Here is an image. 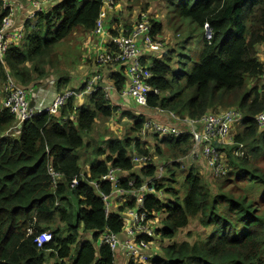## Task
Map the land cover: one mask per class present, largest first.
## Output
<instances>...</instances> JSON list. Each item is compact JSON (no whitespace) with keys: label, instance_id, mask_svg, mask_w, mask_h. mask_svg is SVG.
<instances>
[{"label":"trees","instance_id":"1","mask_svg":"<svg viewBox=\"0 0 264 264\" xmlns=\"http://www.w3.org/2000/svg\"><path fill=\"white\" fill-rule=\"evenodd\" d=\"M133 1L147 11V0ZM152 1L164 3L179 41L162 56L151 57L150 65L144 61L149 65L147 82L158 92L150 94L148 105L194 119L210 111L238 108L244 121L234 130V144L220 145L227 155L228 173L221 177L212 174L219 178L212 184L216 187H211L194 165L197 156L191 134H156L161 140L157 139L155 153L150 152L145 147L148 142L141 139L142 115L133 116L132 129L124 139L113 138L108 149H95L105 159L94 161L84 172L80 155L83 133L93 130L98 116L109 118L116 111L103 87L89 94L91 107L77 109L70 97L59 115L44 112L23 122L22 127L15 113L0 106V264H47L50 258H56L54 264H115L110 246L98 247V241L105 232L121 235L126 224L120 214L108 212L103 197L112 194L114 185L102 178L110 165L128 172L118 186L130 194L144 179L156 177L158 168L153 161L141 173L135 172V150L137 155L165 160V176L149 184L156 191L147 193L139 207L150 219L160 221L159 227H153L154 240L157 236L169 242L163 245V253H154L153 264H264V127L257 121L264 112L263 63L257 57L258 47L264 43V0ZM102 6V0H61L51 9L39 11L27 22L23 39L0 58L3 96L8 76L31 88L57 71L56 44L78 28L93 31ZM7 13L0 0V29ZM150 21L157 37L163 25ZM207 31L211 39L206 37ZM195 41H202L197 50ZM118 67L112 80L122 90L126 70ZM133 131L138 133L135 138L129 137ZM185 159L191 165L181 197L173 183L177 172L183 174ZM50 166L62 175L56 186ZM76 176L79 184L72 187ZM131 180L136 181L133 187ZM130 204L136 209V200ZM193 220L200 221L204 234L194 242L175 240ZM45 231L53 233V240L40 247L36 237ZM85 233L88 238L83 237ZM74 246L78 252L72 257Z\"/></svg>","mask_w":264,"mask_h":264},{"label":"built area","instance_id":"2","mask_svg":"<svg viewBox=\"0 0 264 264\" xmlns=\"http://www.w3.org/2000/svg\"><path fill=\"white\" fill-rule=\"evenodd\" d=\"M49 0H34L32 2V10L28 14V19L33 20L39 11H44V4ZM113 0H102V8L96 20L94 28L96 35L103 34L104 21L107 12L105 6H112ZM4 9L8 10L7 15L3 18L2 27L0 29V58L3 59L7 52L14 44H17L25 35L24 28H15L14 18L16 9L11 0H2ZM153 24L146 15H142L137 23L129 30L122 31L114 37L113 43L115 45L116 53L111 56L106 53H99L97 61L103 65L119 64L126 69V77L129 84L126 94L132 98L136 105L145 107L147 109L156 110L157 113L166 114L173 124H162L150 117L145 116L143 126L141 129V136H149L151 134L165 136H178L181 133L191 134L194 142L193 154L194 156H202L205 163V168L211 174H218L220 177L224 176L229 171L227 165V155L220 151V145L225 147L234 144V125L238 124L243 119L242 112L235 107L221 109L220 111H210L202 118H180L172 112H168L161 108H150L149 96L152 92L158 93L149 85L147 79L150 77L149 65L144 61V54H151L153 56H162L167 50V43L160 39L159 36L153 35ZM206 37L212 38V35L207 31ZM263 63V73L261 79H264V57L260 60ZM96 87H103L105 90L109 88L104 84L103 75L101 72L94 74L88 78L85 83V93L91 94ZM75 95L73 90L66 91L63 95L56 98L48 105H38L31 107V98L29 97L26 88L19 85L12 76H8L7 83L4 87V96L2 99V106L10 109L15 113L20 121V124L29 120L33 116L40 115L44 112L59 115L61 108L67 103V100ZM257 121L261 127H264V112L257 116ZM152 135V136H153ZM198 143V151L196 145ZM156 156L151 155H137L134 154L132 161L137 167H143L152 162ZM224 158V159H223ZM141 167V168H142ZM158 171L157 180L163 179L165 176V168L162 164L157 165ZM49 173L52 177L54 186L59 182L62 176L53 166H50ZM121 169H116L110 165L109 171L103 176L104 181H109L114 185L112 194L120 198H126L128 194L124 188L119 187ZM80 178L76 176L72 180V187L79 184ZM153 181V180H152ZM152 181H148L150 184ZM135 180L130 181V186H134ZM98 186V184L96 183ZM140 193L136 199V209L130 211L131 223L125 225V240L119 238L117 234H107L101 244L110 246L113 253L123 246L130 258V262L134 264H145L151 260L154 254L150 252L152 243H155V231L150 227L151 219L146 211L140 210L148 190L141 185L140 188H135L133 191ZM107 200L109 196H104ZM108 210V203H107ZM126 224V223H125ZM53 240V233L45 231L36 237L38 246H43Z\"/></svg>","mask_w":264,"mask_h":264},{"label":"crops","instance_id":"3","mask_svg":"<svg viewBox=\"0 0 264 264\" xmlns=\"http://www.w3.org/2000/svg\"><path fill=\"white\" fill-rule=\"evenodd\" d=\"M11 1L13 3L14 8L16 9V15L14 18V26H15V28H24L25 29V27L27 26V22L30 21L27 16H28L29 12L32 10V2L34 0H11ZM60 1L61 0H53V1L49 0V1H47L46 4H44L43 9L49 10L52 7H54L55 5H58V3H60ZM80 1H82V0H80ZM113 1L114 2H113L112 6H105V10L107 12V15H106V19L104 21L103 34L96 35L94 30L93 31H86L82 28H78L70 36V37H72L73 35L77 34L78 32H81L82 34H84L86 36L85 39L82 41L83 43L81 44V54L79 53V62H81V61H82V63L86 62L84 65H89V64L95 65L96 60H97V56L101 52L109 54L111 56H114L116 53V50L114 48L115 45L113 43V39H114L115 35L112 32L116 31V32H118L116 34H120L122 32L121 30H123V29L132 28L137 23V21L139 20V18L143 14L142 12H140V13L134 15L133 20H132L133 22L131 24H128L129 23L128 19H129L130 15L132 14L131 11L133 10V8H138L136 6H141V5L135 4L133 0H113ZM153 2H155L156 4L162 3L164 5V3L160 2V1H153ZM134 5H136V6H134ZM138 9L140 10V8H138ZM165 11H166V16H167V10L165 9ZM144 15H147V14H144ZM157 22H160L163 25L162 21H157ZM163 28H164V26H163ZM69 38H67L65 41L62 40L56 44V52H57V57H58V62H59L58 70L53 71L52 74H50L46 78L47 80H42L38 86L26 88L29 97L32 99V102L35 99V102H34L35 105L34 106L48 105L49 103L54 101L56 98L63 95L66 91L73 90L75 92V95H73L72 97H74V99H75V107L77 109H81L84 107H91V104L89 103V100H88L89 94L85 93V83H86V80L88 78L92 77L94 74L98 73L99 71L96 70L97 71L96 72L94 69L90 73L87 72V75L85 78L86 80L84 79L85 82H83L80 79L78 80V79L74 78V76L70 72H68V69L63 67L62 61L60 59L62 57H61V53L59 50L61 47H64L65 45H67L66 42L68 41ZM178 41L179 40H177L176 43ZM201 46H202V41H195V43L193 44L194 50L199 49ZM151 57H153V55L144 54V60H145V62H148L149 65H150V58ZM257 57L259 58V60H262V58L264 57V43H262L258 47ZM96 66H97V64H96ZM104 66L110 68L109 71H107V76L105 75L107 82H105V80H104V84L109 86V88L105 91L107 93V96H108V99L110 100L111 105L116 109V111L108 119H106L104 117L102 119L112 120L113 122H116L115 119L120 115H121V118L130 119L132 122L128 128V131L122 135L117 136L119 139H124L126 137L127 133L129 132V130L132 129V126L134 123L133 116L136 114V113L132 112L130 109H128V106H127L128 103L133 102L132 98H130L126 94V90L128 89L129 84H127L128 81L126 79V83L123 86L122 90H118L117 87L114 85V82L112 80V75L115 72L120 70V67H118L119 65L118 64H107ZM5 69H6L7 74H10V70L7 66ZM62 79H66V80H64V82H63ZM32 102H31V104H32ZM123 106H127V109L123 108ZM72 117L76 119V117H74V116H72ZM167 120H169V119L167 118ZM98 121L99 120L96 121V124L98 123ZM113 122L111 123L112 125H113ZM95 126L96 125H94V128H95ZM155 135L152 136V144L150 142L145 144V147H148L149 150H152V148L155 147L153 145H157V139L159 141L161 140L158 136H155ZM103 139L104 140H102V143L105 142V147L102 146V143H101V144L97 145L94 148V150L95 149L99 150L101 148L104 150L108 149L109 144H110L112 139L105 140V137H103ZM161 146L163 148L164 144H162ZM87 147H89V143H88ZM88 151L89 150H86L85 155L88 154ZM135 151L133 152V154L137 153V151L136 152ZM93 153H94V151H93ZM92 156L93 157H91L89 159V161H90L89 167L87 166L86 161L84 159H81V164H82L83 168H86L88 171L90 170L94 161H101V160L105 159V156H103V155L97 156L95 153ZM141 167L135 166V170L137 171V173H141ZM120 177H128V174L127 173L121 174ZM94 185L96 187H98L96 185V183H94ZM142 185L145 186L147 189H149L148 193L149 192L154 193L156 191L155 189L149 188V183L145 179H144ZM112 195H114V194H111L109 196V198ZM139 195H140V193L137 192V190L132 191V193L125 195L126 198H120L116 195L119 198L120 202H118V206L115 208V210L110 209V203L108 202V200H109V198H108V200H107L108 212L120 214L123 217L126 225H129L131 223L130 215L127 218H125L124 214H122V213L124 210L129 211V213L131 210H133L132 208H130L131 207L130 203L135 201ZM157 195H158V192H157ZM127 199H129V200L126 201ZM158 220L159 219H155V220L151 219V222H154V221L157 222ZM123 234H125V231L122 233V235ZM83 237L88 238L87 233H85L83 235ZM157 240L158 239H155V242ZM165 242H168V241H165ZM165 242H163L164 245L169 243V242L168 243H165ZM101 245L102 244H99L98 247ZM159 248H161V247L158 246L157 249H159ZM55 262H57L56 259H53V260H51L50 263L47 262V264H54ZM129 263H130V261L128 262V264Z\"/></svg>","mask_w":264,"mask_h":264},{"label":"rangeland","instance_id":"4","mask_svg":"<svg viewBox=\"0 0 264 264\" xmlns=\"http://www.w3.org/2000/svg\"><path fill=\"white\" fill-rule=\"evenodd\" d=\"M86 0H82V2H84ZM149 2V6L147 11H143V9L141 8L142 5L141 4H137V5H141V6H136L138 8H140V10L138 8H133V10L131 11L132 14L129 17V23L131 24L133 21V17L134 15L142 12L147 14L146 16L151 20L154 18V20L156 21H162L163 22V32H161L158 36L160 37L161 40H163L164 42L167 43V48L171 47L176 43L177 40H179V36L177 35V33L174 31V29L172 28V26L169 23V18H167L166 16V11H165V7L162 3L156 4L155 2H153L152 0H147ZM136 4V3H135ZM125 11V10H124ZM144 15V14H142ZM85 35L82 34L81 32H78L77 34L73 35L72 37H70L68 39V41L66 42L67 45H65L64 47L60 48V53H61V61H62V65L63 67L68 69V72H70L74 78L76 79H80L83 82H85V78L87 75V72H91L95 69V71H99L101 72V74L103 75V79L105 80V82H107L106 80V76H107V71H109V67H105L103 64H101L100 62H98L96 60V64H89V65H84L86 62L82 63L79 62V53L81 54V44L83 43L82 41L85 39ZM65 41V40H64ZM96 71V72H97ZM94 73V72H93ZM106 75V76H105ZM85 79V80H84ZM2 99H3V90L1 89L0 91V106H2ZM32 102V100H31ZM30 102V106L34 107L35 105V99L31 104ZM128 109H130L132 112L136 113L135 115L138 116H143L145 118V116L150 117L152 120H155L159 123L162 124H173V120H171L166 114H160L157 113L156 110H152V109H147L145 107L136 105L134 102H130L128 103ZM127 106H123V108L127 109ZM220 111V110H219ZM120 115V114H119ZM169 120H167V118ZM103 117L98 116L97 119L99 120L97 124H95V128L87 133L84 132L83 133V137H84V147L81 150V159H84L86 161L87 166L89 167V159L91 157H93L92 153L94 151V148L102 143L103 137H105V140L108 139H113V138H118V135H122L124 133H126L128 131L129 126L131 125V120L130 119H125V118H121V115L118 116L115 121L113 122L112 120H105L102 119ZM108 119V118H106ZM113 122V125L111 124ZM238 124L234 125V130H237L238 128ZM237 127V128H236ZM242 126H239V129ZM238 131V130H237ZM236 132V131H235ZM234 132V134H235ZM89 134V135H88ZM152 135L149 136H141V139L143 142L147 141L150 142L152 144ZM138 136V133L133 131L129 133V137L131 138H135ZM89 143V147H86ZM102 146L105 147V142L102 143ZM156 147V145H153ZM155 147L152 148V151L150 150V152L155 153ZM164 150H166V146L165 148L163 147ZM86 150L88 151V154L85 155ZM91 152V153H90ZM199 158L195 157V161H197L194 165L198 168V170L200 171L202 177L207 180L208 183L211 184V187L214 189L216 187V185H213L216 180L219 178L217 176L212 175L206 168H205V163H204V159L203 157L200 155L198 156ZM165 160L163 158H158L156 157L153 162H155L157 165L162 164V162H164ZM170 162L168 165L172 164V160H167ZM185 161V163L181 164L182 166H185V168L181 169L183 170V174L180 173L181 171L177 172V181L176 183L173 185H175V188L179 190L181 197H183V195L185 194V175L187 173V170L189 168V166L191 165V162L188 159L183 160ZM98 161H95V163H97ZM261 165L264 166V158L261 161ZM88 171L86 168H84V172ZM135 172H137L135 170ZM121 175V174H120ZM119 175V176H120ZM155 178H146V181H152ZM165 199H168V196H164ZM129 199H127L126 201H128ZM108 202L110 203V209L115 210V208L118 206V202H120L119 198L116 195H112ZM125 218H127L129 216V211H123V213ZM150 227L153 229V227H159L160 221L158 220L157 222H151ZM127 227V225H126ZM82 229V228H81ZM205 232L204 227L202 226V224L200 223V221L198 220H193L190 222V224L185 227L184 229H182L181 231H179V233L177 234V237L175 238V240L177 241H191L194 242L198 236L203 235ZM124 235V236H123ZM121 234L119 236L120 239L125 240L126 235L125 234ZM87 237H89V235L87 234ZM156 239H158L155 243H152L151 247H150V252L152 254H160L163 253L162 247H163V242L160 241V237L156 236ZM168 243V242H165ZM101 244V239H99L98 241V245ZM161 247V249H159V252L157 251V247ZM78 252V246H74L72 248V257H75L76 254ZM56 259V258H50L48 260V263L51 262V260ZM114 259H115V264H128V262L130 261V258L125 250V248L123 246H120L116 252L114 253ZM152 261H148L147 264H153Z\"/></svg>","mask_w":264,"mask_h":264},{"label":"bare ground","instance_id":"5","mask_svg":"<svg viewBox=\"0 0 264 264\" xmlns=\"http://www.w3.org/2000/svg\"><path fill=\"white\" fill-rule=\"evenodd\" d=\"M262 82L264 83V79H262ZM243 121H244V119L240 120V121L238 122V124H241ZM183 134H185V133H181L180 135H183ZM178 136H179V135H178ZM223 159H224V158H223ZM226 161H227V159H226ZM215 175L219 176L218 174H215ZM144 201H145V200H144ZM107 234H111V233H109V232H105V233L103 234L102 238H101V243H102V241H103V239H104V236L107 235Z\"/></svg>","mask_w":264,"mask_h":264},{"label":"water","instance_id":"6","mask_svg":"<svg viewBox=\"0 0 264 264\" xmlns=\"http://www.w3.org/2000/svg\"><path fill=\"white\" fill-rule=\"evenodd\" d=\"M19 127H22V124H19ZM196 151H198V143L196 145Z\"/></svg>","mask_w":264,"mask_h":264}]
</instances>
